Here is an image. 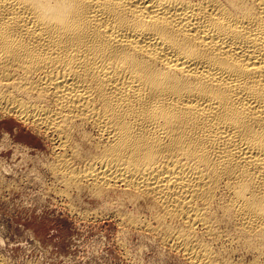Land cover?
Masks as SVG:
<instances>
[{"label":"bare ground","instance_id":"6f19581e","mask_svg":"<svg viewBox=\"0 0 264 264\" xmlns=\"http://www.w3.org/2000/svg\"><path fill=\"white\" fill-rule=\"evenodd\" d=\"M0 115L122 231L264 264V0H0Z\"/></svg>","mask_w":264,"mask_h":264},{"label":"rangeland","instance_id":"374dc122","mask_svg":"<svg viewBox=\"0 0 264 264\" xmlns=\"http://www.w3.org/2000/svg\"><path fill=\"white\" fill-rule=\"evenodd\" d=\"M42 135L0 115V264H188L158 238L122 231L86 192L70 190L67 197L43 166L54 156ZM230 257L250 264L240 250Z\"/></svg>","mask_w":264,"mask_h":264}]
</instances>
